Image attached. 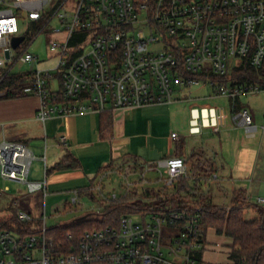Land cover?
I'll list each match as a JSON object with an SVG mask.
<instances>
[{"label":"built area","instance_id":"2783aa9c","mask_svg":"<svg viewBox=\"0 0 264 264\" xmlns=\"http://www.w3.org/2000/svg\"><path fill=\"white\" fill-rule=\"evenodd\" d=\"M33 22L41 25L39 34L59 25L51 33L62 41L49 42L57 59L53 67L36 68L42 60L29 48L38 35L27 38ZM19 36L24 40L16 60L11 40ZM18 61L32 68L20 72L30 81L17 94L40 99L36 118L42 122L172 104L182 91L205 85L231 102L234 120L255 136L258 126L240 99L264 91V0H0V81ZM244 68L253 76L241 82L234 74ZM208 115L214 128L224 123L222 110L210 109ZM201 118L197 109L191 111L194 133ZM34 160L26 144L0 142V179L28 183ZM159 167L167 187L187 176L181 157L166 158ZM255 202L264 208V197ZM166 210L137 214L138 220L126 215L118 226L86 230L67 253L53 246L43 215L38 234L0 233V264H200L202 209ZM18 219L35 221L23 211Z\"/></svg>","mask_w":264,"mask_h":264},{"label":"crops","instance_id":"0c3cea01","mask_svg":"<svg viewBox=\"0 0 264 264\" xmlns=\"http://www.w3.org/2000/svg\"><path fill=\"white\" fill-rule=\"evenodd\" d=\"M2 74H4V70L0 69V75L2 76ZM208 88L211 90L209 97L212 99L222 98L214 96L213 90ZM181 93L176 102L188 99V94L192 92L189 90ZM3 96L0 97V142L5 140L24 143L35 156L29 182L26 184L12 183L19 187L31 185L34 189L44 181L47 189L50 188L55 192L60 190L63 192L74 187L77 188L75 192L77 202L79 201L83 205L87 200L93 203L97 202L92 201L85 193H81V190L89 189L94 194L95 184H101L109 172L111 173L115 168L131 162L141 165L145 163L159 165V162L166 158L181 157L186 161L187 173L188 171L192 173L196 169L190 170L189 163L192 159H197V175L187 177L196 180L193 185H196L198 193L201 194L203 193L201 186L203 184V186H208L213 179L240 178L244 173L247 175L255 172L259 160L255 151L248 152L243 148L247 141L251 137H255L261 129L258 127L257 134L250 136L246 128L239 121L234 120L235 114L231 102L227 99L229 102L227 106L211 108L197 106L191 109V111L197 109V113L203 114V118H201L203 123L201 122L200 130H197V133L191 131V123H189L193 141L189 142L188 147L185 141L182 143L179 140L180 135L174 130L169 112V106L173 103L150 104L141 108L118 111L113 114L112 132L101 137L100 114L98 113L52 117L46 122H42L36 118L40 107L38 97L17 95L11 99H4ZM240 105L242 107L241 102ZM214 108L222 110L225 117L224 123L218 129L211 126L212 121L208 115L209 110ZM214 133L219 136L220 142L217 143L216 137L212 136ZM172 134H177V138H173ZM63 136L66 137L65 142L61 140ZM173 141L178 143L173 145ZM237 145H239L238 150L235 148ZM234 150L237 152L231 155ZM36 161L39 164L34 168ZM63 161L72 164L73 167L57 168V165ZM152 170L153 168H149V171ZM188 183L193 186L191 181L188 180ZM9 188L8 185L5 190H0V196L7 195ZM239 190L233 191L231 205L225 204L224 206L232 208L234 194ZM244 192L248 196L259 195L250 189L244 190ZM204 197L212 200V197L206 196L205 193ZM66 203L68 205L69 202ZM85 210L86 214L96 216L89 213L91 211L88 206ZM44 215L47 216L46 211H44ZM80 217L73 219L72 223ZM36 220V222L40 221ZM211 233H215L217 236ZM218 235L214 229L207 231L204 250L207 248V243L214 239L218 249L213 253L212 250L206 252L203 250L201 260L205 258L209 261L216 254L220 258V254L225 252L228 254L227 264H230L229 254L232 241L228 238L229 243H226L228 241L225 242L221 237L225 235ZM222 246H225L226 250L222 251L220 249Z\"/></svg>","mask_w":264,"mask_h":264},{"label":"rangeland","instance_id":"374dc122","mask_svg":"<svg viewBox=\"0 0 264 264\" xmlns=\"http://www.w3.org/2000/svg\"><path fill=\"white\" fill-rule=\"evenodd\" d=\"M20 16L25 17V14H19ZM27 25L28 22L26 21ZM22 25V24H21ZM20 27L22 28L23 26ZM30 25V24H28ZM59 27V25L54 22L49 25L44 32L39 34V30H34L30 36H37L32 46L29 48V51L35 55H38L42 62L39 65L34 66L37 69H47L53 67L57 63L54 53L50 49L49 42L51 40L62 41L63 37L60 35H55L52 32L54 28ZM20 49L13 50L15 59L17 60L20 56ZM32 68V65L17 62L13 69L12 74H19L20 72H29ZM2 72V71H1ZM1 78V75H0ZM188 99L174 102L169 106V112L173 121L174 130L180 135L179 140L183 143L186 142V145L189 147V142L193 141V138L190 135V120H191V109L193 107H223V105H229V102L226 99H212L210 96L211 90L205 86L201 85L200 88L193 87L190 89ZM15 93H20L19 90ZM182 94V93H181ZM180 94V95H181ZM2 96V94H0ZM5 95V94H4ZM0 96V97H1ZM197 97L200 99H197ZM242 107L246 108L253 115L256 125L261 129L264 124V91L259 93H252L247 96H243L240 100ZM228 103V104H227ZM212 136L216 137L217 143L220 142L219 136L215 133ZM182 137V138H181ZM181 138V139H180ZM195 140V138H194ZM178 142L173 141V145ZM238 150L239 145L235 147ZM233 150V147H232ZM232 151L231 155H234L237 151ZM243 150L255 151L258 155L259 160L256 164L255 172L251 174H242L240 178H233L227 180H211L212 183L208 186H201L203 193L206 196L210 195L212 197L213 203L217 205L224 206L231 205V197L235 189L241 190H251L253 193H259L257 196L264 197V133L259 131L255 137H251L244 145ZM39 163L36 161L34 163V168ZM190 170H195V172L190 173L188 171L187 176L197 175V159L191 160L189 163ZM149 168H153L152 171H149ZM163 170L160 169L159 165L145 163L143 165L135 162L122 165V167L115 168L114 171L105 178L101 184H95L94 196L97 198V203H93L90 200L86 201V204L81 202L73 203V198H77L75 192L77 188L71 187L63 192L60 190L55 192L50 188L47 189L45 182L34 189L31 185H23L19 187L17 184L12 182H4L0 179V190H5L6 186H10L8 194L0 196V221L10 219L13 216L12 211H23L29 213L35 221L36 219L42 221L44 211H46L48 217V226H54L57 224L67 225L73 222V219L85 216V208L88 206L90 208L89 213L95 214L98 218V214L102 212L104 205L110 203L113 200H119L125 196H131L135 202H145L148 204H153L158 202L159 197L156 194H161V197H166V195L174 194L177 192V185L179 180L175 183L173 187H167L162 179ZM186 176V177H187ZM210 177V175H207ZM184 177V178H186ZM187 180L192 182V185L196 181L193 178ZM199 185V182L197 180ZM98 185V186H97ZM195 186V185H193ZM21 191V192H20ZM191 192V190H189ZM223 194H220V193ZM22 193V195H21ZM156 193V194H155ZM10 194V195H9ZM155 194V195H154ZM184 194V193H183ZM225 195V196H224ZM246 195V194H245ZM254 195V196H253ZM250 196V202L256 205L255 194ZM247 196V195H246ZM160 197V198H161ZM162 200H165V198ZM207 198V197H206ZM69 202L68 205H66ZM252 206L245 210V219L247 221H252L259 217V213L255 206ZM170 206V205H167ZM85 207V208H84ZM230 209V207H229ZM137 214H132V217L135 220H138L139 217ZM39 221V226L40 222ZM36 223V227H39ZM215 234V233H211ZM217 236V234H215ZM219 236V235H218ZM224 241L229 239L226 236H221ZM205 246V244H204ZM217 244L215 239L207 243L206 251H216ZM222 251L226 250V247L222 246L220 248ZM228 263V254L223 252L218 258L217 254L209 261L203 259L200 264H227Z\"/></svg>","mask_w":264,"mask_h":264},{"label":"trees","instance_id":"16d2710c","mask_svg":"<svg viewBox=\"0 0 264 264\" xmlns=\"http://www.w3.org/2000/svg\"><path fill=\"white\" fill-rule=\"evenodd\" d=\"M32 30H39L41 25L33 22ZM241 72V71H240ZM250 68H244V72L235 73L234 77L238 81H246L253 75ZM30 81L27 73L8 74L0 81V92L6 94L4 99L17 97L15 91L19 90ZM113 113H100V134L105 137L113 129ZM73 167L72 164L61 162L57 168ZM191 190V192L189 191ZM81 193L88 195L92 201L97 202V198L91 190H81ZM184 193V194H183ZM156 194V193H155ZM154 194V195H155ZM160 200L153 204L145 202H135L131 196H125L119 200H113L104 205L102 212L97 217L91 216L81 222H74L70 225L57 224L48 228V237L53 239V246L63 248L62 251L67 253L72 247L77 248L80 236L86 230L94 228H105L108 226H118L121 218L126 215L149 213H160L167 211L170 205L171 210L193 212L202 209L200 215V227L203 244H205L206 233L209 229H214L219 235H225L230 238V264H264V208L254 205L246 200L245 192L239 190L235 192L232 200V208L215 205L211 199L204 197V193H198L197 187L190 186L186 178H181L177 185V192L166 195L162 200L161 194H156ZM161 197V198H160ZM255 206L259 217L247 221L245 219V210ZM13 216L10 219L0 221V233L2 231H17L28 236L38 234L36 223H23L18 219L19 211H12ZM41 226V223H40ZM39 226V227H40ZM70 235V238H69ZM204 248L197 251V259L202 262V252Z\"/></svg>","mask_w":264,"mask_h":264},{"label":"water","instance_id":"95a60500","mask_svg":"<svg viewBox=\"0 0 264 264\" xmlns=\"http://www.w3.org/2000/svg\"><path fill=\"white\" fill-rule=\"evenodd\" d=\"M24 36H19V37H13L11 40V46L13 49H17L19 45L23 42ZM6 55L9 58L10 50H6ZM92 214H86L85 216H82L76 220V222H81L89 217H91Z\"/></svg>","mask_w":264,"mask_h":264}]
</instances>
